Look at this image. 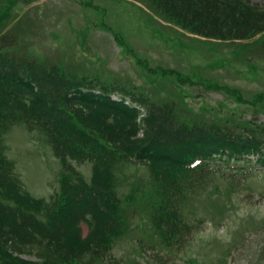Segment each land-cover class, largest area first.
Listing matches in <instances>:
<instances>
[{
    "label": "trees",
    "instance_id": "1",
    "mask_svg": "<svg viewBox=\"0 0 264 264\" xmlns=\"http://www.w3.org/2000/svg\"><path fill=\"white\" fill-rule=\"evenodd\" d=\"M145 2L205 44L235 45L236 53L258 49L261 58L253 61L264 63V5L248 0ZM7 12L0 13V28L9 21ZM13 38L0 35V264H126L112 251L118 240L134 233V213L148 228L139 232L150 233L151 242L184 249L193 231L224 213L222 198L237 194L239 199L249 180L264 177V122L256 116L208 118L206 106L193 111L179 104L186 98L184 86L228 94L227 85L201 78L193 83L189 75L170 69L165 74L178 85L179 103H155L99 76L78 77L58 64L20 56ZM223 62L211 67L219 69ZM233 93L235 103H242L240 92ZM262 102L264 95L251 106ZM15 125L39 133L61 164L58 188L47 201L23 190L15 163L6 155L4 137ZM72 162L91 165L88 180ZM128 165L145 169L148 180L134 184L121 199L116 178ZM220 182L227 186L221 189ZM197 197L210 206L206 221L185 214ZM235 251L231 246L221 251L217 264H228Z\"/></svg>",
    "mask_w": 264,
    "mask_h": 264
},
{
    "label": "rangeland",
    "instance_id": "2",
    "mask_svg": "<svg viewBox=\"0 0 264 264\" xmlns=\"http://www.w3.org/2000/svg\"><path fill=\"white\" fill-rule=\"evenodd\" d=\"M13 1L16 3L11 6L9 21L1 26L0 35L10 33L14 37L11 45L20 56L58 64L64 73L78 77L99 76L107 84L118 83L133 89L137 96L141 94L160 104L169 100L179 103L178 85L174 77L165 74L170 69L179 71L189 75L193 83L201 78L228 86V94L204 93L198 87L184 86L186 98L179 103L183 108L195 111L206 106L211 109L205 115L208 118L236 121L256 116L264 122V102L251 106L258 96L264 95V63L253 61L261 58L258 49L243 53L241 48L236 53L235 45L219 46L215 41L205 44L202 38L182 31L154 12L145 0H0V13ZM248 1L264 5V0ZM115 37L121 39V45ZM221 59V68L211 67ZM234 90L240 92L242 103H235ZM4 138L6 155L15 163L23 190L36 199L49 200L58 188L62 167L47 143L39 133H29L20 125L12 127ZM72 165L85 180L89 179V163ZM124 168L125 174L116 178L121 199L134 184L148 180L145 169L131 165ZM226 186L218 184L221 189ZM245 188L239 199L237 194L222 198L225 209L217 219L209 217L210 206L205 208L203 197L187 206V216L195 213L197 219L210 220L190 236L185 252L171 255L158 248L151 250L150 233L145 236L139 232L148 228L134 213L130 216L134 233L118 240L112 253L126 264H148L156 254L170 264L192 263L188 259L198 264H217L221 251L231 246L236 251L231 253L228 264H264V177L257 175ZM254 226L258 228L253 229ZM86 232L83 225V235ZM134 249L138 251L136 255ZM22 258L34 260L30 256Z\"/></svg>",
    "mask_w": 264,
    "mask_h": 264
}]
</instances>
